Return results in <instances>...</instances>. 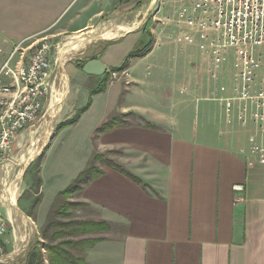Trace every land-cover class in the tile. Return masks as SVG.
I'll return each instance as SVG.
<instances>
[{"label":"crops","instance_id":"0c3cea01","mask_svg":"<svg viewBox=\"0 0 264 264\" xmlns=\"http://www.w3.org/2000/svg\"><path fill=\"white\" fill-rule=\"evenodd\" d=\"M156 2L0 0V63L20 43L33 46L47 36L78 34L120 13L123 25L132 30L107 39L112 44L96 46L100 50L93 53L99 54L93 59L107 66L106 74L120 67L138 46L152 43L144 57L132 59L124 72H116L117 79L93 96L77 124L54 134L45 146L39 171L45 197L35 229L44 226L55 200L93 155L100 154L106 161L97 163L103 174L68 200L84 205L75 212L83 213L84 219L77 220L109 227L82 238L101 239L91 248L75 251L87 264H264V166L248 168L240 153L249 147L255 128L237 122L238 105L233 120L226 119L223 99L233 96L226 62L214 68L196 46L178 42L176 36L186 29L173 21V2L155 10ZM173 54H179L175 61ZM165 58L172 67H161ZM68 69L80 86L75 98L81 100L85 93L89 98L106 75ZM213 72L217 79L211 77ZM222 86L227 92H221ZM85 104L75 99L71 109ZM115 115L134 117L128 118L130 125L94 140L95 132ZM24 132L16 139L20 146L27 138ZM54 149L58 155L52 165L49 153ZM106 154L119 155L122 165L107 162ZM49 179L55 183L47 197ZM237 186H243L244 193L237 192ZM7 199L0 198L5 223L19 212L25 217L21 194L16 207L10 202L12 207L6 208ZM15 222L17 230L11 224L13 231L1 238L6 256L14 264H36L40 255L36 247L34 256L22 260L26 237H21L23 231ZM24 224L31 234L33 226L26 220Z\"/></svg>","mask_w":264,"mask_h":264},{"label":"built area","instance_id":"2783aa9c","mask_svg":"<svg viewBox=\"0 0 264 264\" xmlns=\"http://www.w3.org/2000/svg\"><path fill=\"white\" fill-rule=\"evenodd\" d=\"M177 7L174 23L184 26L176 40L196 46L214 68L234 52L233 96L223 99L228 122L251 124L255 133L249 147L240 150L248 168L264 166V0H171ZM171 22V19L163 20ZM1 52V50H0ZM52 46L47 40L36 45L18 44L0 63V167L9 161L17 137L33 128L47 102L55 94L57 77L51 63ZM113 80L119 73L110 72ZM213 79L218 76L211 73ZM221 92H227L222 86ZM244 193L243 186L235 187ZM7 225L0 217V262L6 257L1 238Z\"/></svg>","mask_w":264,"mask_h":264},{"label":"rangeland","instance_id":"374dc122","mask_svg":"<svg viewBox=\"0 0 264 264\" xmlns=\"http://www.w3.org/2000/svg\"><path fill=\"white\" fill-rule=\"evenodd\" d=\"M170 1L171 0H157L156 5H154V9L156 10L160 7H161V10L165 9V7H167L168 4L172 3ZM170 6H172V5H170ZM173 6L175 8L177 7L174 3H173ZM172 10H173V7H172ZM171 13H172V11H170L167 15H169ZM122 14L123 13L117 14V16L110 15V16H108L109 18L104 19V21L98 22V24H95V26H91L86 31L80 32L78 34H64L63 36H59L56 38L49 37V36L42 38L43 40H47L49 42V44L52 46V52L50 54L51 63L54 65V63L56 61H58V63L56 64V67L55 66L53 67V69L55 68V75L57 77L56 86H55V94L53 95L54 99L52 98L51 101H49L45 104L44 110H43L42 114L40 115L38 122L34 125V128L28 129L24 132V135L27 136V138L24 139V141H22V144H21L22 146H20L19 143L17 144V142L15 140L16 143L14 142L13 147L11 149V152L8 155L10 158L9 161L5 164V166L0 167V198H7L8 195L6 197V195L4 194V190L7 191L8 188H12L13 191L17 192V202H18V199L20 198V194H21L22 203H21L20 207L25 209V212H26L25 213V217H27L26 219L19 212V214L16 215L17 217L16 216L14 217L15 219L12 218L13 219L12 221L7 220V224L9 226V227L7 226L8 233L13 231V228L10 226L11 224H13L15 226V230H17V223L15 222V220H16L18 222L20 228L23 231L21 237H23V236L26 237L25 243L23 245L21 244L22 247H25V250H24L23 254L21 255V258L23 261L27 260L29 255L34 256L36 254V253L32 254V249L35 247L39 250V253L42 255V257H44V259L47 260L48 253H47L46 247L51 245V244H57L59 242V240H51V236L54 232L53 228L50 229L49 233L47 232L48 233L47 238H45L43 236L42 230H43V227L45 226L46 223L44 224V226H42L41 229L40 228L38 229V232L35 229V226H36L35 224L37 223L36 222L37 221V218H36L37 215L36 214H38V209H39V207H40V205H41V203L45 197V193L41 190V187L38 186L37 179L40 177V172H38V170H39L38 167L41 165V156L43 154V150H44L45 146H47L50 143V141H51V139H52V137L56 131L57 126L59 124H61L63 121L67 120L68 118H73V116L80 109L83 108L82 107V108L78 109L75 107L76 109H74V110L71 109L72 104L75 103V99H77L78 102L81 101V103L86 102L85 106L88 103V100H86L88 98V93H85L83 95L82 100H81V97L75 98L76 93H77L76 89H80V86L77 84V82L74 79L70 78V75L68 73V70H69L68 68L71 66H74L75 68H79L80 65L83 64L85 61H87L89 58H92L93 56L99 55V54H93L95 49L100 50L99 47L98 48H95V47L100 45L101 49H102L103 46L106 45L104 43L107 42L106 39L100 37L101 34L108 32V31H111L114 34H116V37H118V36L122 35L123 33H125L127 30H129L131 28L130 26L123 25V23H125V21L122 20L123 19ZM152 15H153V13L150 14L149 17H151ZM161 18H162V15H161ZM121 25H122V27H120ZM161 28H162V25H161ZM97 29H99V30H97ZM81 36H84L86 38H90L91 41L87 44L78 46L77 49H73L72 46L66 47L67 44H69L72 41H75L78 37H81ZM257 51L262 52L264 54V47L258 48ZM162 52H165V49ZM176 55L178 57L179 54H176ZM176 55L173 54V59H172L173 61H175ZM233 55H234V52L230 51V53L228 55L229 57L225 63L226 64L225 66H226L228 74H230V76H231L232 83L234 84L235 68H234V56ZM62 56H63V58H62ZM161 56L166 57L167 54H161ZM163 60H164V62L161 64V67H172L173 66L172 61H170L169 59L165 58ZM109 76H110L109 82L113 81V79L111 78V74ZM65 81H66V83H65ZM91 81H93V80H91ZM233 84H232V87H233ZM65 92L67 94L65 95L66 97L64 98L62 104L60 106H58L55 109V112L53 113V115H51L48 111L52 107L53 101L55 100V96H58V95L61 96L62 93L64 94ZM122 98H123V95L121 96V100H122ZM46 137H47V143L43 144ZM34 147L37 148V150L39 149L40 151L38 154H36L27 163V165H25V161L27 159H29L28 155ZM57 155H58V149H54L52 152L49 153V158H50V162H51L50 164L53 165V163L54 164L56 163ZM106 155H107V159H108L107 162L111 161L112 163L115 162L118 165H122L118 161L119 155H117V154H115V155L106 154ZM19 173H21V176L17 179V176ZM50 181L51 180L49 179L47 181V184H46L47 197H49V195H51L50 193H51V190H52L53 185L55 183L54 182L55 180H52L51 182ZM40 194H41V202H40V204H38L36 206L38 208L32 210L31 207H32L33 203L37 199H39ZM57 199L55 200L51 211L53 209L54 210L59 209L61 206H63L64 204H66L68 202L64 198H60V199H58V201H57ZM4 202H5L6 208L10 209V207H11L10 201L7 199V201H4ZM17 206H18V203H17ZM78 209H81V207H78L74 210H71V214L74 217V220H77V218H79V219L83 218V213H80V214L75 213ZM81 211L82 210H80V212ZM28 215L29 216L32 215L33 218L29 217V219H28ZM25 220L30 222V224L33 226V232H31V234H30V232H28V229L24 224ZM21 221H23V222H21ZM85 236H87V235H85ZM41 250H44V252ZM14 263H15L14 259L9 258V256L8 257L6 256L5 259L0 262V264H14ZM26 264H27V262H26Z\"/></svg>","mask_w":264,"mask_h":264},{"label":"trees","instance_id":"16d2710c","mask_svg":"<svg viewBox=\"0 0 264 264\" xmlns=\"http://www.w3.org/2000/svg\"><path fill=\"white\" fill-rule=\"evenodd\" d=\"M112 42L106 43V45H111ZM151 42L147 45L138 46L123 62V64L112 70L113 72H124L130 61L132 59L136 58H142L146 55V53L151 48ZM96 56H93L92 58H89L87 61L92 60ZM85 61L83 64L80 65L79 70L83 71V66L87 62ZM110 81V76L106 74L104 76V80L102 83L96 87L95 89H92L89 98L88 103L85 107L80 109L73 118H69L65 121H63L61 124H59L56 128L57 132L61 131L62 129L75 125L81 118L82 114L86 112L91 104L93 96H95L98 93L103 92L108 83ZM132 115H115L111 117L101 128H99L94 135V140H97L98 137L108 131H111L119 126H128L130 125L127 121L128 118H133ZM147 127H150L149 124H145ZM42 158V156H41ZM97 163L105 164L106 161L104 160V155L100 154H94L91 158L90 162L88 163L87 168L78 176V178L64 191L59 195V198H64L65 200H70L73 198L74 195H79L83 192L85 186L90 184L93 180L98 178L100 175L103 174V170H101ZM112 166H114L112 164ZM117 168L116 166H114ZM38 172L40 171V166L38 167ZM38 186H42V180L39 177L37 179ZM140 183V181L138 180ZM39 199H37L33 205L32 210L36 209L37 205L41 202V194L39 195ZM57 199V201H58ZM83 204H76V203H69L67 202L63 206H61L59 209H53L48 218L45 226L43 227V236L45 238L48 237V233L50 229H54V232L51 236V240H59L57 244H51L47 246V260L48 263H46V260L42 255H39L38 261L36 264H87L84 257L77 255L76 250H85L88 248L93 247L96 243H98L101 239H82L85 235L93 234L99 231H106L109 229L107 224L103 223H95V222H89V221H80V220H74L72 218L71 210H74L78 207H83ZM48 230V231H47ZM48 232V233H47Z\"/></svg>","mask_w":264,"mask_h":264},{"label":"bare ground","instance_id":"6f19581e","mask_svg":"<svg viewBox=\"0 0 264 264\" xmlns=\"http://www.w3.org/2000/svg\"><path fill=\"white\" fill-rule=\"evenodd\" d=\"M139 24V23H138ZM137 26V25H136ZM122 27V26H121ZM135 27V26H134ZM138 27V26H137ZM117 28V27H116ZM130 28V27H129ZM131 30H132V28H130ZM97 30H99V29H97ZM130 30V31H131ZM136 30V29H135ZM121 31V30H120ZM97 32V31H96ZM123 33V32H122ZM124 34V33H123ZM115 36H116V34H114L113 32H111V31H108V32H105V33H103V34H101L100 35V37L101 38H104V39H110L111 40V38H114L115 39ZM118 38V37H117ZM98 40V39H97ZM91 41V39L90 38H86V37H84V36H81V37H78L75 41H72V42H70L69 44H67L66 45V47L67 46H72L73 47V49H77L78 48V46H80V45H84V44H87V43H89ZM68 42V41H67ZM62 49V48H61ZM75 51V50H74ZM66 52V51H65ZM62 53V52H61ZM61 55V54H60ZM62 58H63V56H62ZM61 60V59H60ZM63 69V68H62ZM62 71V70H61ZM65 76V75H64ZM66 77V76H65ZM64 77V78H65ZM66 80V79H65ZM65 83H66V81H65ZM64 86V85H63ZM66 90V89H65ZM63 92V91H62ZM69 93V92H68ZM67 93L65 92L64 94L62 93V95L61 96H55V100L53 101V104H52V107L49 109V113L51 114V115H53V113L55 112V109L58 107V106H60L61 104H62V102H63V100H64V98L66 97L65 95H66ZM54 99V98H53ZM64 107V106H63ZM60 111V110H59ZM59 114V113H58ZM56 117V116H55ZM56 119V118H55ZM54 119V120H55ZM53 120V121H54ZM52 121V122H53ZM45 122V121H44ZM56 122V121H55ZM45 126V125H44ZM53 128V127H52ZM48 130V129H47ZM52 133V132H51ZM47 143V137H46V139H45V141H44V143L43 144H46ZM32 149V148H31ZM39 149L37 150V148H33L31 151H30V153H29V159H27L26 161H25V165H27V163L36 155V154H38L39 153ZM29 152V151H28ZM25 160V159H24ZM20 163V162H19ZM23 163V162H22ZM21 176V173H19L18 174V176H17V179L19 178ZM18 181V180H17ZM9 182V181H8ZM17 183V182H16ZM8 185V184H7ZM14 185V184H13ZM21 185V184H20ZM18 186V185H17ZM7 187V186H6ZM5 188V187H4ZM19 191V190H18ZM20 192V191H19ZM6 193H7V195H8V197L7 198H9V200H10V202H11V204L14 206V207H16V202H17V192H15V191H13L12 190V188H8L7 189V191H6ZM5 194V193H4ZM12 207V206H11ZM14 209V208H13ZM18 211V210H17ZM19 214V213H18ZM25 218V217H24ZM23 218V219H24ZM21 222H23V221H21ZM26 222H28V221H26ZM27 224V223H26ZM26 236V235H25ZM31 237V236H30ZM26 239V238H25ZM22 241V240H21ZM15 252V251H14ZM23 253V252H22ZM12 256V255H11Z\"/></svg>","mask_w":264,"mask_h":264},{"label":"water","instance_id":"95a60500","mask_svg":"<svg viewBox=\"0 0 264 264\" xmlns=\"http://www.w3.org/2000/svg\"><path fill=\"white\" fill-rule=\"evenodd\" d=\"M83 72L89 76L103 77L107 73V66L99 59H92L85 63Z\"/></svg>","mask_w":264,"mask_h":264}]
</instances>
